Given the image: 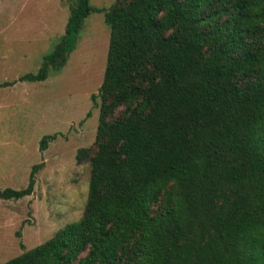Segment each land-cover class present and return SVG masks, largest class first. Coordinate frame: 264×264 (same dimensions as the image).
Here are the masks:
<instances>
[{"label": "trees", "instance_id": "1", "mask_svg": "<svg viewBox=\"0 0 264 264\" xmlns=\"http://www.w3.org/2000/svg\"><path fill=\"white\" fill-rule=\"evenodd\" d=\"M102 11L97 148L76 154L91 166L84 212L1 264H264V0H75L18 80L60 71ZM36 169L0 199L29 195Z\"/></svg>", "mask_w": 264, "mask_h": 264}, {"label": "rangeland", "instance_id": "2", "mask_svg": "<svg viewBox=\"0 0 264 264\" xmlns=\"http://www.w3.org/2000/svg\"><path fill=\"white\" fill-rule=\"evenodd\" d=\"M74 2L0 0V189L26 187L37 165L29 195L0 199V264L80 219L85 209L91 166L76 154L80 148L89 154L97 148V92L110 35L104 12L84 18L60 71L43 81L18 80L36 72L43 55L59 41ZM89 3L107 9L116 0ZM123 110L118 108L110 119L121 117ZM44 135L54 137L41 149Z\"/></svg>", "mask_w": 264, "mask_h": 264}]
</instances>
